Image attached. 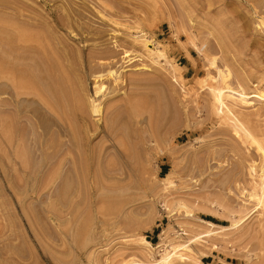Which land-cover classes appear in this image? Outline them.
Returning <instances> with one entry per match:
<instances>
[{
  "label": "rangeland",
  "instance_id": "1",
  "mask_svg": "<svg viewBox=\"0 0 264 264\" xmlns=\"http://www.w3.org/2000/svg\"><path fill=\"white\" fill-rule=\"evenodd\" d=\"M3 1L9 8L0 7V24L13 29L16 47L0 44L14 65L8 97L15 103L7 93L4 101L13 104L16 129L5 117L10 110L2 115L18 132L7 128L16 137L11 133L9 148L7 139L0 143V264H264V195L242 176L249 161L228 144L234 134L217 132L221 124L208 108L219 69L230 73V83L264 91V0H110L120 10L135 9L137 15L123 10L120 19H139L151 47L163 53L149 56L128 46L129 57L114 41L125 39L124 27L112 32L95 14L66 9L67 0ZM20 32L38 33L37 41L26 42L35 49ZM219 32L241 38L229 36L226 49ZM56 55L63 64L52 65ZM101 59L111 67L96 65ZM114 71H122L121 87ZM94 84L103 86L100 121L89 104ZM170 172L168 183L163 177ZM199 218L233 228L198 238L208 228Z\"/></svg>",
  "mask_w": 264,
  "mask_h": 264
},
{
  "label": "bare ground",
  "instance_id": "2",
  "mask_svg": "<svg viewBox=\"0 0 264 264\" xmlns=\"http://www.w3.org/2000/svg\"><path fill=\"white\" fill-rule=\"evenodd\" d=\"M63 1V0H62ZM66 1V0H65ZM65 1H63V2H65ZM109 2H110V0H109ZM109 2H107L106 0H82L81 2H77L76 0H67L66 1V3L68 4L67 6H69L68 8L66 7V9H69L70 7L72 8L73 7V5L74 6H76V9L77 8H82L83 9V11H86L85 12V14L88 12V16L89 15H93V16H98L97 18H99V19H101L102 20V23H100V24H103V26L104 25H108V26H110V27H113V29H111V31L112 32H118L119 30H118V27L120 28V26H122V27H124L125 28V32H124V34L127 36H125V39L123 40V41H121V42H118V40L116 41V40H114L115 42H116V49H123V51H124V53H125V55L123 54V56H127V57H129L128 55H130L129 54V52H130V50H128L127 49V47L129 46H132V48L134 47H138L137 45H139L142 49V51L145 53V54H147V55H149V56H155V55H157V56H159V55H163V53H161V51L160 50H155L154 48H152L151 47V45H150V41H149V39L147 38V33L145 34L144 33V30H142V29H140L141 27H139V24L137 23V21L139 20L138 18V20L135 22V20H134V22H135V24L133 23L132 24V22L130 21H128V20H126L127 22H129V24L131 23L132 25H128V23L126 22V21H124V22H126V23H124L123 21H122V19H120V18H122V15L121 14H123L124 12L126 13V11H129V10H131V12L133 11H135V9L134 10H132V9H129L128 7V10H126L127 8H125L124 6H123V8H125V10H124V12H123V10H120L121 8H122V6L121 7H119V10H117L118 9V7L116 8L115 6V9H114V7H113V5L114 4H112V5H110L111 4V2L109 3ZM5 4V5H4ZM8 3L6 2V1H3V2H1L0 3V7H1V9H2V7H5V9H7V7L9 8V6L7 5ZM64 5H65V3H64ZM66 6V5H65ZM75 8V7H74ZM0 9V10H1ZM70 11H71V9H70ZM70 11H68L67 10V12H69L70 13ZM73 11H75V9L73 10ZM82 11V10H81ZM5 12V11H4ZM123 12V13H122ZM130 12V11H129ZM7 13V12H6ZM53 13V12H52ZM135 13V12H134ZM95 14V15H94ZM136 14V13H135ZM137 15V14H136ZM118 16V17H117ZM120 16V17H119ZM124 16V15H123ZM3 17H5L4 15H2L1 16V18H3ZM9 15L7 16V14H6V18L7 19H9ZM85 17V16H84ZM34 18H36V17H34ZM38 18V17H37ZM90 18V17H89ZM120 20H119V19ZM5 18H3L2 20H4ZM7 19L5 20V21H7ZM10 19L12 20V18L10 17ZM11 20H9V21H11ZM31 20H32V18H31ZM87 20V19H86ZM90 20H91V18H90ZM100 20V21H101ZM4 21V22H5ZM33 21H34V19H33ZM35 21H37V20H35ZM34 21V22H35ZM37 22H40V21H37ZM37 22H36V24H37ZM89 22H91V21H89V19H88V24H90ZM139 22V21H138ZM1 23V22H0ZM7 23V22H6ZM6 23H4V24H6ZM13 23V21H11L10 22V24H12ZM49 23V22H48ZM86 23H87V21H86ZM34 26H35V24L34 23H32ZM41 24L42 23H38V26H41ZM88 24H84V25H87L88 26ZM92 24H94L93 23V21H92ZM13 25V24H12ZM11 25V26H12ZM15 25V24H14ZM87 26H85L86 28H87ZM90 26H92V25H90ZM94 27H95V24L93 25ZM92 26V27H93ZM141 26V25H140ZM55 27V26H54ZM105 27V26H104ZM84 30H85V28L84 27H82ZM89 28H91V27H89ZM88 28V29H89ZM101 28H103V27H101ZM115 28V29H114ZM116 28H117V30H116ZM50 29H53L52 28V26L50 27ZM55 29V28H54ZM100 29V27H98V29H96V30H99ZM104 29H106V28H104ZM12 28L9 26V24H8V26H4L3 24H0V44H3L5 47L7 46V48H5V49H8V46H10L11 47V43L13 42L12 41V36H13V32H12ZM83 30V31H84ZM90 30V29H89ZM92 30V29H91ZM110 30V29H109ZM108 29L106 30V31H109ZM123 30V29H122ZM122 30H121V32H122ZM133 32H132V31ZM86 31V30H85ZM124 31V30H123ZM98 32V31H97ZM95 33V34H102L101 32H104V30L102 29L99 33ZM22 33V34H21ZM25 33V32H24ZM42 34V32H39V34ZM18 34V33H17ZM19 34H21V36H19V35H16V36H19L20 38L22 37V38H25V40L23 41V42H27L28 43V41H37V38H35V36H38L37 34L38 33H34L35 34V36H33L32 35V33L30 34V35H28V33H26V35H28L27 37L26 36H23L24 34H23V32H20ZM217 34H219V35H221L220 34V32L219 33H217ZM217 34H215V36H216V38L218 37L217 36ZM226 34V33H225ZM224 34V35H225ZM79 35H81V34H79ZM222 35H223V33H222ZM220 36V37H218L217 39L219 40V42L218 43H220V45L222 46V47H224V48H226L225 47V44L226 45H228L227 44V42H229V41H231L230 39H229V36L231 37L232 35H229L228 37H227V35L228 34H226L225 35V37L224 36ZM16 36L14 37V38H16ZM84 36V35H83ZM214 36V35H213ZM214 36V37H215ZM19 37L17 38L18 40H19ZM39 37H41V35L39 36ZM233 37H235V36H232V38ZM236 37H238L237 35H236ZM235 37V38H236ZM13 38V40H14V42H15V39ZM44 38V37H43ZM84 38V37H83ZM127 38V39H126ZM215 38V39H216ZM239 38V37H238ZM237 38V39H238ZM241 38V37H240ZM239 38V39H240ZM45 39H46V37H45ZM44 39V40H45ZM86 39V38H85ZM84 39V40H85ZM216 39V40H217ZM228 41H227V40ZM238 39V40H239ZM17 40V41H18ZM40 42H41V39H38ZM43 40V39H42ZM43 40V42H44V44H49L48 43V41H47V43H45V41ZM83 40V41H84ZM16 41V42H17ZM233 41H235L234 39H233ZM22 42V41H21ZM21 42H19V43H21ZM42 42V43H43ZM18 43V42H17ZM17 43H15V44H17ZM24 43V44H25ZM27 43H26V45H27ZM30 43V42H29ZM35 43V42H34ZM33 43V44H34ZM112 43H114V42H112ZM6 44V45H5ZM14 44V43H13ZM230 44H232V42H230L229 43V45ZM3 45H1V46H3ZM31 45V44H30ZM38 46H39V43L37 44ZM43 45V44H42ZM42 45H40V46H42ZM52 45H54V44H52ZM52 45H51V47H52ZM56 45V44H55ZM54 45V46H55ZM197 45V44H196ZM27 46H29V45H27ZM43 46H45L44 48H46L47 47V45H43ZM49 46H50V44H49ZM114 46V45H113ZM195 46V45H194ZM198 46V45H197ZM197 46H195V47H197ZM30 47V46H29ZM33 47L34 48H32V47H30V48H32V49H35L36 47H35V45H33ZM51 47H49V48H51ZM56 47H58V49L56 48ZM55 48V50L58 52V55H59V57H60V55H61V52H60V48L61 47H59V46H56ZM126 47V49H124ZM139 47V48H140ZM221 47V48H222ZM227 47H230V46H227ZM13 48H16L15 46L14 47H11V49H13ZM39 48V47H38ZM2 49H4V47H2ZM52 49H53V47H52ZM83 49H84V47H83ZM119 49V50H120ZM197 49L199 50V52L201 53V52H203V50H202V48L199 46V47H197ZM223 49V48H222ZM226 49H230V48H226ZM37 51H38V49H36ZM40 50H43L44 52H45V50L44 49H40ZM39 50V51H40ZM59 50V51H58ZM62 50H63V48H62ZM61 50V51H62ZM134 50V49H133ZM231 50V49H230ZM0 143L3 141V140H5V139H7L6 140V143H8V144H6V146L7 145H9L10 144V142L12 141V140H14L13 138L14 137H16L15 135H13V133L15 132V130L14 129H12V128H10V125H9V123L8 124H5L6 122H5V117H8L7 119H10L11 118V120H14V116H13V114H12V112L15 110L12 106H13V104H11V102H8V101H10V100H8L7 102L9 103V104H11V105H9V104H7L6 103V105H5V101L9 98L8 96L10 95L9 94V90H8V88H10V86H11V88H12V86H13V88L12 89H14L15 87H14V80L12 81V77H14L13 76V71H12V66H14V65H11L12 63V61L8 58L9 56H3L2 54H3V51L1 50V48H0ZM38 51V52H39ZM42 51V52H43ZM47 51H48V49H47ZM50 51H52V50H50ZM54 51V50H53ZM52 51V52H53ZM55 51V52H56ZM98 51V50H97ZM101 51V50H100ZM104 51V50H103ZM224 51H226V50H224ZM5 52H7V51H4V53ZM11 54H12V52H14V51H9ZM41 52V51H40ZM43 52V53H44ZM49 52V51H48ZM60 52V53H59ZM64 51H62V53H63ZM47 53V52H46ZM50 53V52H49ZM48 53V54H49ZM65 53H66V50H65ZM7 54H8V52H7ZM41 54V53H40ZM54 54V56H55V54H57V53H53ZM4 55H6V54H4ZM51 55V54H50ZM42 56V55H41ZM53 55H51L50 57H52ZM62 56L64 57L63 59H66L67 61H69V59H68V57L66 56V54H65V56L64 55H61V57L60 58H62ZM107 56V55H106ZM105 56V57H106ZM134 56V55H133ZM132 56V57H133ZM56 57H57V55H56ZM54 57L53 58V60L51 59V63H52V65H54L55 63L56 64H61L62 62H57V59H58V61H60L59 60V58L57 57ZM67 57V58H66ZM95 57V56H94ZM108 57V56H107ZM110 57V58H109ZM108 58L109 59H111L112 57H111V55L109 56ZM132 57H131V59H132ZM42 58H43V56H42ZM48 58H49V56H48ZM92 58H93V56H92ZM100 58V57H99ZM114 58V57H113ZM134 58V57H133ZM41 58H39V60H40ZM50 59V58H49ZM109 59H107L108 61H109ZM13 60V59H12ZM45 60V59H44ZM62 60V59H61ZM65 60V61H66ZM114 60V59H113ZM130 60V59H129ZM11 61V62H10ZM38 61V60H37ZM40 61H42V60H40ZM49 61V60H48ZM66 61V62H67ZM101 62H99L98 64L96 63V65H98L99 66V64L101 63V64H103V65H105L106 63H108V62H106L105 61V59H101L100 60ZM13 62H15V61H13ZM45 63L47 62L46 60L44 61ZM43 61H42V63H44ZM50 62V61H49ZM64 62V61H63ZM65 62V63H66ZM41 62H39V64L40 65H43ZM64 63V64H65ZM110 63V62H109ZM109 63H108V65H109ZM113 62H111L110 63V65L112 64ZM116 63V62H115ZM115 63H114V65H115ZM36 64H38V63H36ZM48 64V63H47ZM50 64V63H49ZM63 64V63H62ZM68 64V63H67ZM101 64H100V66H101ZM66 65V64H65ZM64 65V66H65ZM107 65V64H106ZM108 65L107 66H105V67H108ZM109 65V66H110ZM114 65H112V67L114 66ZM54 66H56V65H54ZM59 67V66H58ZM102 67V66H101ZM104 67V66H103ZM111 67V66H110ZM15 68V67H14ZM52 68V67H51ZM61 68V67H60ZM46 70V69H45ZM48 70H49V68H48ZM51 70H53V69H50L49 70V72L51 71ZM109 72H112L113 73V69L112 70H110V68H109V70H108ZM15 72H17V71H15ZM47 72V71H46ZM121 73V74H120ZM15 74V73H14ZM46 74V77H47V75H48V73H45ZM51 74V76L53 75V73H49V75ZM49 75H48V77L47 78H49V80L51 79L50 77H49ZM58 74L56 73V76H57ZM97 76L99 75V74H96ZM96 75L94 76V77H96ZM110 75V74H109ZM237 75H239L238 73H237ZM236 75V76H237ZM17 76V75H16ZM99 76H102V75H99ZM98 76V77H99ZM112 76H114L113 78H114V80L113 81H115L116 83H118V84H115V85H119L120 86V84H122L123 83V81H124V77H122V71L121 72H117V71H114V74L112 75ZM124 76V75H123ZM229 76H230V73L229 72H224V71H222V70H218V76H214V78L213 79H216V80H218V85H215V84H211V86L209 87V89L211 88V91H210V94H211V100H210V102H209V106H208V108L210 109V111H211V113L213 114V115H215V116H217L218 117V119H219V125H220V128H219V125H217L218 127H216V128H219L218 129V131L217 132H220V133H222L223 135H229V134H231V136L234 134L235 135V137H236V140H233V139H235V137L234 136H232L233 137V144L231 143H228L230 146H233V147H235L234 145H236V149H237V152H241L242 150V153H239V155H244L245 156V159L247 160V161H249V164H248V166H247V168H246V172H245V175L243 174L242 176L244 177V176H247L246 178H248L249 177V180H251V182L253 181V184H255L254 185V188L255 187H258L261 191H262V195H264V128H262V125H263V127H264V105H258L257 106V103H256V101H264V91H249L248 90V86H245V82H242V81H239L238 79V81H237V83H236V85L233 83V82H229L228 81V78H229ZM235 76V77H236ZM244 75L243 74H241V77L242 78H244L243 77ZM241 77H237V78H241ZM46 78V79H47ZM45 79V80H46ZM52 79H53V77H52ZM56 79V78H55ZM54 80V79H53ZM53 80H50V81H53ZM11 81L13 82L12 84H11ZM47 81V80H46ZM134 81V80H133ZM132 81V82H133ZM94 82H95V80H94ZM114 82V83H115ZM49 83V82H48ZM47 83V84H48ZM99 84H101V83H99ZM126 84V83H125ZM234 84V85H233ZM98 84L96 83V86H97ZM103 85V84H102ZM247 85V84H246ZM96 86H95V84H94V90H93V92H92V95H91V97H92V99L90 100V103L89 104H91V102H92V110H93V113H94V116H96L95 117V120H98V121H100L101 120V118L103 119V115L105 116L106 114H104V112H103V105H102V102H101V100H100V96L98 97V95H99V93L101 92L100 90L103 88V86H101V85H99L97 88H96ZM122 86V85H121ZM120 86V87H121ZM48 86L46 85V88H47ZM93 87V86H92ZM115 88H117V87H115ZM45 89V88H44ZM44 89H41V90H44ZM49 89H51L50 87H49ZM119 89V88H118ZM118 89H112V90H118ZM35 90V89H34ZM33 89H32V93H34V92H36V94L38 93L37 92V90H35L34 91ZM40 90V91H41ZM47 90V89H46ZM46 90H44V91H46ZM112 90H111V92H112ZM120 90V89H119ZM34 91V92H33ZM114 91V92H115ZM48 92H50V90L48 91ZM5 93H7L6 94V98L4 97V95H5ZM15 94H16V92H15ZM47 94V93H46ZM49 94V93H48ZM11 96V95H10ZM49 96H52V94H49ZM5 99H4V98ZM12 98V97H11ZM11 98H9V99H11ZM44 98H45V96H44ZM144 99V98H143ZM5 100V101H4ZM2 101H4V102H2ZM11 101H12V99H11ZM146 101V100H145ZM13 102V101H12ZM48 102V101H47ZM49 102H51V100H49ZM48 102V103H49ZM13 103H15V102H13ZM52 103V102H51ZM148 103V102H147ZM263 103V102H262ZM3 104H4V106L6 107H4L3 106ZM113 104V103H112ZM208 104V103H207ZM114 105H116V104H114ZM140 105H142L141 103H140ZM199 105V104H198ZM7 106H8V108H7ZM12 108H10V107ZM146 106V105H145ZM144 106V107H145ZM4 107V108H3ZM90 107V108H91ZM207 108V107H206ZM4 109H6L4 112V116H5V114H8V110L7 109H9L10 110V112H9V115L7 116H3L2 115V112H3V110ZM199 109H200V107H199ZM202 111V110H201ZM7 112V113H6ZM208 112H209V110H208ZM210 113V112H209ZM10 114H12V115H10ZM107 114H108V111H107ZM211 114V115H212ZM209 115V114H208ZM10 116V117H9ZM13 116V117H12ZM4 117V118H3ZM13 118V119H12ZM210 118V117H209ZM208 118V119H209ZM4 119V120H3ZM6 119V120H7ZM212 119L213 118H210V120L212 121ZM216 119V118H215ZM3 121H4V124H5V126L6 125H9L8 127H6L5 129H4V124H3ZM8 121V120H7ZM10 121V120H9ZM208 121V120H207ZM263 123H262V122ZM107 122H108V120H107ZM11 123H13L12 121L10 122V124ZM104 123V122H103ZM15 120H14V126H13V128L15 127V129H16V127H17V125L15 126ZM99 124V123H98ZM106 124V123H105ZM12 125V124H11ZM105 127H107V126H105ZM10 128V129H12V130H14V131H10V130H8V129ZM89 128V127H88ZM91 128V127H90ZM102 129H104V128H102ZM217 130V129H216ZM215 131V130H214ZM18 132V131H17ZM17 132H15V134L17 133ZM73 132L74 131H72V134H73ZM81 132V131H80ZM107 132V131H106ZM11 133H12V135L14 136H12L13 138L11 139ZM78 134H80L79 132H77ZM105 133V132H104ZM214 133V132H213ZM76 134V133H75ZM82 134V133H81ZM216 134V133H215ZM86 135V134H85ZM73 136H74V134H73ZM77 136V135H76ZM83 137H85V136H83ZM229 137H230V135H229ZM18 138L19 137H17V140L16 141H18ZM9 139L11 140V141H9ZM21 138H19V141L21 142V140H20ZM73 139H76L75 138V136H74V138ZM79 139H80V137H79ZM79 139H77V140H79ZM84 139V138H83ZM82 139V140H83ZM89 139V138H88ZM88 139H86L85 138V140H88ZM2 140V141H1ZM77 140H76V142H77ZM90 140V139H89ZM18 141V142H19ZM79 141H81V140H79ZM120 141L122 142V140L120 139ZM120 141H118V142H120ZM123 141H125V140H123ZM234 141H236V142H234ZM5 142V141H4ZM19 142V144H22V145H20V147H22V146H24V145H26V144H23V142L25 143V141H22V143H20ZM84 142V141H83ZM86 142V141H85ZM84 142V143H85ZM120 142V143H121ZM12 143L13 142H11V144L9 145V147L12 145ZM89 142H87V144H88ZM254 143H256V145H255V150L253 149H251L250 148V145H253ZM14 144H16V143H14ZM18 144V143H17ZM16 144V147L17 146H19V145H17ZM1 145H4V143H1ZM89 145V144H88ZM125 146H126V143L124 144ZM3 147V148H6V149H8L7 147ZM119 146H121L122 147V145L121 144H119ZM257 146V147H256ZM15 146L13 147L14 149L16 148ZM20 147H17V148H20ZM88 149H89V146L87 147ZM117 148V147H116ZM119 148V147H118ZM232 148V147H231ZM11 149V148H10ZM9 149V150H10ZM13 149V151H14V153L16 152V149L14 150ZM21 149V148H20ZM20 149L17 151V152H20ZM87 149V150H88ZM124 149V148H123ZM122 148H121V150H123ZM235 149V148H234ZM234 149H233V152H234ZM236 149H235V152H236ZM8 150V151H9ZM25 150V149H24ZM11 151V150H10ZM260 152V161H261V163H257L256 162V159H257V157H258V155H257V152ZM21 152L22 153H20V155H23L24 153H26V152H23V150L21 149ZM123 152V151H122ZM125 152V151H124ZM237 152H236V155H237ZM9 154H10V152H9ZM16 154V153H15ZM126 154V153H125ZM14 155V154H13ZM25 155V154H24ZM23 155V156H24ZM170 155H172V153L170 154ZM15 156H17V155H15ZM87 156H89V155H87ZM238 156V155H237ZM239 157V156H238ZM16 158H18V157H16ZM171 158H173V157H171ZM240 158V157H239ZM19 159V158H18ZM21 160V162L23 161V159L22 158H20ZM86 160H87V157H86ZM244 160V159H243ZM172 161V160H171ZM66 162V161H65ZM85 162V164H86V161H84ZM86 165H89L88 163L86 164ZM175 165H173V167H174ZM84 167H86V166H84ZM89 167H91V166H89ZM176 167V166H175ZM75 168H72V170L73 171H75L74 170ZM174 169V168H173ZM83 170H86V169H83ZM90 170V169H89ZM174 171H176V168H175V170ZM81 172V171H80ZM90 173H91V170L89 171ZM89 172H87L88 174H90ZM74 174H75V172H73ZM85 173V172H84ZM232 173V172H231ZM76 174L78 175V172L76 171ZM75 174V175H76ZM80 174V173H79ZM92 174V173H91ZM90 174V175H91ZM172 173L170 172V173H167L166 175H165V177H163V180L164 181H166V182H168V183H171L172 182V179H171V177H172V175H171ZM74 175V176H75ZM93 175V174H92ZM228 176H229V173L227 174ZM230 175H233V174H230ZM235 175H238L237 173H235L234 174V176ZM241 175V174H240ZM239 175V176H240ZM217 176L219 177H222L221 176V174H217ZM228 176H227V178H228ZM78 177V176H77ZM86 177V176H85ZM87 178V177H86ZM90 178H91V176H90ZM89 177H88V180L90 179ZM94 178V177H93ZM114 178H116V177H114ZM245 178V177H244ZM78 179V178H77ZM121 179V178H120ZM75 180H76V177H75ZM79 180V179H78ZM81 180V179H80ZM80 180H79V182H77V180H76V184H78V183H80ZM90 181H92L91 179H90ZM62 182V181H61ZM62 183H64V182H62ZM89 184V183H88ZM252 184V185H253ZM93 185V184H92ZM91 185V186H92ZM61 186H64V185H62L61 184ZM76 186H78V185H76ZM75 186V187H76ZM80 186V185H79ZM78 186V187H79ZM89 186V185H88ZM94 187V186H93ZM63 188V187H62ZM59 189H61V188H59ZM64 189V188H63ZM75 189H77V188H75ZM238 189L240 190V192L242 191V189H243V187H242V189H241V186L240 187H238ZM245 189V188H244ZM243 189V190H244ZM79 189H77V191L76 192H79L78 191ZM62 191V190H61ZM74 194H76V193H74ZM240 194H242V193H240ZM249 195V194H248ZM247 195V196H248ZM76 205V204H75ZM63 206H65V207H67L68 206V204H67V206L66 205H63ZM190 210V209H189ZM188 210V211H189ZM187 211V212H188ZM191 211V210H190ZM191 212H189V215H191L190 214ZM200 219V218H199ZM200 221L201 222H203L204 224H206L207 226H208V228H206V229H200L201 231H199L200 233L199 234H197V235H199L198 236V238H201V237H212V238H215V237H218V235H219V233L221 234V232L222 231H229L230 229H232L233 228V226H229V225H220V224H217V223H214L213 221H211V220H205V219H200ZM236 224V223H235ZM234 224V225H235ZM143 242L145 243V244H147V245H151V242L149 241V240H147V239H143ZM173 252H167V256L168 255H170V254H172ZM173 255V254H172ZM163 256V255H162ZM167 256L164 254V257H162V259H166V260H168L167 259ZM171 257V256H170ZM163 261V260H162Z\"/></svg>",
  "mask_w": 264,
  "mask_h": 264
}]
</instances>
